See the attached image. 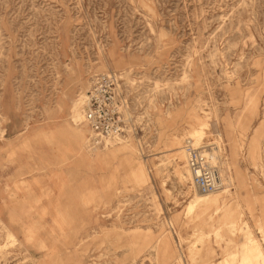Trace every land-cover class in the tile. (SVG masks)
<instances>
[{
	"label": "rangeland",
	"instance_id": "374dc122",
	"mask_svg": "<svg viewBox=\"0 0 264 264\" xmlns=\"http://www.w3.org/2000/svg\"><path fill=\"white\" fill-rule=\"evenodd\" d=\"M105 73L128 133L93 151L71 110ZM198 122L224 189L188 210ZM252 237L264 253V0H0V264H263Z\"/></svg>",
	"mask_w": 264,
	"mask_h": 264
},
{
	"label": "built area",
	"instance_id": "2783aa9c",
	"mask_svg": "<svg viewBox=\"0 0 264 264\" xmlns=\"http://www.w3.org/2000/svg\"><path fill=\"white\" fill-rule=\"evenodd\" d=\"M125 112L118 75L105 73L95 76L84 96L82 107L81 124L89 131L88 147L100 149L122 141L128 133ZM186 152L194 187L203 194L216 192L221 184L219 169L211 164L209 156L200 149L189 144Z\"/></svg>",
	"mask_w": 264,
	"mask_h": 264
},
{
	"label": "bare ground",
	"instance_id": "6f19581e",
	"mask_svg": "<svg viewBox=\"0 0 264 264\" xmlns=\"http://www.w3.org/2000/svg\"><path fill=\"white\" fill-rule=\"evenodd\" d=\"M83 101H84V97H80V102L78 101L74 106H73V108H72V114L74 115V117H80V107H81V105H82V103H83ZM81 109H82V107H81ZM81 118H82V111H81ZM205 123H203V122H198L195 126H193V128H192V130L190 131V136H191V139H190V141H187L190 145H197L196 143H195V141H197V142H200L201 140H202V138H203V135L205 134ZM207 127V126H206ZM75 135H76V138L82 143V145H83V143L85 142V138L82 136V133L78 130V132H75ZM87 141V140H86ZM88 143V142H87ZM87 143H86V148L88 147L87 146ZM120 143V142H119ZM199 144V143H198ZM216 148V147H215ZM91 149V148H90ZM99 148H95V149H91V150H98ZM203 153H205L207 156H209V159H210V161H211V164H213V162L214 163H217L216 161H217V152L215 153V150L214 151H212V152H208L207 150H203L202 151ZM218 154H219V152H218ZM108 155V154H107ZM107 155H106V157H107ZM106 157L105 158H101L100 157V160H102V161H104V160H106ZM91 156H89V155H85L84 156V159L87 161H91ZM183 158L185 159V154L183 153ZM220 158V157H219ZM219 161V160H218ZM218 164V163H217ZM220 164V163H219ZM188 173H189V171H188ZM176 176H178V177H183L182 176V173L179 171V170H176ZM133 175H137L136 177H140L141 176V174H139V172H137V171H133ZM190 178H191V175H190ZM192 180V179H191ZM224 180H223V175H222V172H221V184H220V188L216 191V192H214V193H211V194H201V193H199L198 191V194H197V200H194V201H191V202H189V204H188V206H187V209L188 210H192V209H196V208H198L200 205H202V206H204V207H207V208H210L211 207V204L213 203L212 202V198L210 197V195H215V194H217V193H219L222 189H224ZM192 183H193V180H192ZM194 185V184H193ZM197 190V189H196ZM193 236V238H190L191 239V241L193 240V239H199L200 241H202L205 237V233L201 230V229H196L195 231H194V234L192 235ZM247 236H249V234L247 235ZM251 238V237H250ZM250 240V239H249ZM248 241V240H247ZM246 241V242H247ZM251 241H252V243H251V248H249L250 246H249V244H247V243H243L242 244V249L246 252L247 250V252H249V255H250V257H252L251 259L249 258V260L251 261V260H253V259H259V260H261V261H263V264H264V253H263V251L261 250V248H260V246H259V243H258V241L254 238V237H252V239H251ZM250 249V250H249ZM242 250V251H243ZM241 251V252H242ZM251 251V252H250ZM246 252V253H247ZM166 253H167V250L163 253V257H165V255H166ZM252 253V254H251ZM248 255V256H249ZM255 261V260H254ZM253 261V262H254ZM257 261V260H256ZM256 263V262H255Z\"/></svg>",
	"mask_w": 264,
	"mask_h": 264
},
{
	"label": "crops",
	"instance_id": "0c3cea01",
	"mask_svg": "<svg viewBox=\"0 0 264 264\" xmlns=\"http://www.w3.org/2000/svg\"><path fill=\"white\" fill-rule=\"evenodd\" d=\"M80 109H81V107H80ZM81 112V111H80Z\"/></svg>",
	"mask_w": 264,
	"mask_h": 264
}]
</instances>
